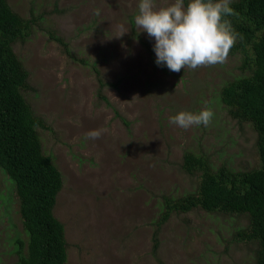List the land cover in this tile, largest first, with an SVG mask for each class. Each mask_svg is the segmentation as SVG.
Masks as SVG:
<instances>
[{"label":"rangeland","instance_id":"rangeland-1","mask_svg":"<svg viewBox=\"0 0 264 264\" xmlns=\"http://www.w3.org/2000/svg\"><path fill=\"white\" fill-rule=\"evenodd\" d=\"M7 2L25 19L38 17L14 50L33 89L27 101L50 128L38 129L42 151L62 177L54 215L64 227L66 264H252L254 245L232 240L247 218L200 209L171 215L152 256L160 197L196 190L197 176L181 168L185 150L206 154L214 170L258 163L254 131L219 100L222 86L240 75V56L179 73L157 66L154 38L134 21L140 0ZM174 3L153 0L154 10ZM98 77L106 101L97 95ZM206 108L213 112L207 126L169 122ZM93 130H103L99 139L87 138ZM0 196L7 201L0 204V264H15L14 237H25L13 185L1 172Z\"/></svg>","mask_w":264,"mask_h":264},{"label":"trees","instance_id":"trees-1","mask_svg":"<svg viewBox=\"0 0 264 264\" xmlns=\"http://www.w3.org/2000/svg\"><path fill=\"white\" fill-rule=\"evenodd\" d=\"M190 2L183 0L185 7ZM227 3L234 14L222 15V22L229 21L236 36L228 55L240 56V75L222 86L219 100L232 120L247 124L254 131L258 163L241 171L224 164L214 170L206 154L185 150L181 168L197 176L196 190L178 197H160L152 239L155 259L158 229L173 214L200 209L247 218V227L232 240L253 244L252 264H264V0ZM37 18L25 19L11 9L7 0H0V172L13 185L25 237H14L11 253L15 264H66L64 227L54 215L62 177L51 154L42 151L38 129L50 128L27 101V94L33 89L28 71L14 50L15 45L30 38ZM92 68L98 75L95 63ZM97 81V95L106 101L101 93L104 85L99 77ZM0 204H7L5 197L0 196ZM3 210V216L8 218L6 207ZM14 226L10 224L9 228Z\"/></svg>","mask_w":264,"mask_h":264},{"label":"clouds","instance_id":"clouds-1","mask_svg":"<svg viewBox=\"0 0 264 264\" xmlns=\"http://www.w3.org/2000/svg\"><path fill=\"white\" fill-rule=\"evenodd\" d=\"M138 8L134 21L155 40V63L171 72L179 73L185 66L196 69L223 63L235 43L230 22H222V15L234 14L227 0L217 3L191 0L186 8L183 0H175L174 4L159 10H154L153 0H140ZM212 117L213 112L206 108L199 114L181 111L169 117V122L188 129L193 125L207 126ZM102 131L93 130L86 136L99 139Z\"/></svg>","mask_w":264,"mask_h":264}]
</instances>
